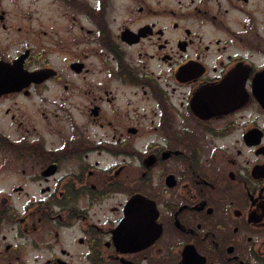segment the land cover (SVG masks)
Here are the masks:
<instances>
[{
	"label": "flooded vegetation",
	"instance_id": "obj_1",
	"mask_svg": "<svg viewBox=\"0 0 264 264\" xmlns=\"http://www.w3.org/2000/svg\"><path fill=\"white\" fill-rule=\"evenodd\" d=\"M0 264H264V0H0Z\"/></svg>",
	"mask_w": 264,
	"mask_h": 264
}]
</instances>
